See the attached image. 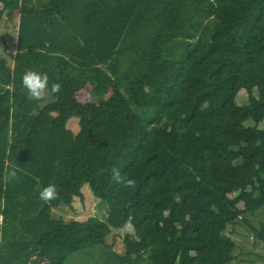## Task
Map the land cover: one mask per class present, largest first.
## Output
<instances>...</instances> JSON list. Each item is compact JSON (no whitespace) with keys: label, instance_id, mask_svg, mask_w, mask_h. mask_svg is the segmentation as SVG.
I'll use <instances>...</instances> for the list:
<instances>
[{"label":"trees","instance_id":"16d2710c","mask_svg":"<svg viewBox=\"0 0 264 264\" xmlns=\"http://www.w3.org/2000/svg\"><path fill=\"white\" fill-rule=\"evenodd\" d=\"M0 2L20 14L15 53L0 54V264L96 245L107 264H231L239 222L264 243V220H249L264 209V0ZM30 69L49 77L45 104L22 86ZM84 184L105 219L54 218ZM128 222L119 254L106 238Z\"/></svg>","mask_w":264,"mask_h":264},{"label":"rangeland","instance_id":"374dc122","mask_svg":"<svg viewBox=\"0 0 264 264\" xmlns=\"http://www.w3.org/2000/svg\"><path fill=\"white\" fill-rule=\"evenodd\" d=\"M11 7L10 14L8 16L4 15L0 21V54L9 60L12 59L17 45L16 26L18 23V10L14 6ZM47 94L42 99L41 104H45L50 100L49 92ZM78 97L84 100L99 98L91 95L88 91L79 93ZM239 97L242 103L248 102V92L246 90H241ZM68 128L74 133L78 132L77 117H72L68 121ZM81 191L82 197H76L72 206L60 204L52 209L51 215L66 222L83 220L89 216L105 219L108 214L107 203L97 198L88 184H84ZM249 220L252 224H258L260 220H264V209L258 210L249 216ZM133 232L134 227L130 222L121 228H113L112 233L106 238V243L111 245L113 250L122 254L124 252L123 238L127 233ZM226 233L236 242L235 259L231 264H264V243L255 237L249 226L243 222L229 225ZM110 256L111 251L104 246L96 245L76 251L69 256L64 264H107Z\"/></svg>","mask_w":264,"mask_h":264},{"label":"clouds","instance_id":"9594fccd","mask_svg":"<svg viewBox=\"0 0 264 264\" xmlns=\"http://www.w3.org/2000/svg\"><path fill=\"white\" fill-rule=\"evenodd\" d=\"M49 77L46 73H40L35 70H27L22 76V86L27 90L29 96L34 100H42L45 95L49 92ZM61 90V85L59 83H53L51 85V93H58ZM9 181L17 180L18 169L12 168L7 173ZM111 179L114 183L123 185L127 188H133L135 186V181L133 179H128L121 175L118 168H113L111 170ZM58 198V191L55 184L49 183L44 186L39 191V199L45 203L51 202ZM2 219V218H0Z\"/></svg>","mask_w":264,"mask_h":264},{"label":"crops","instance_id":"0c3cea01","mask_svg":"<svg viewBox=\"0 0 264 264\" xmlns=\"http://www.w3.org/2000/svg\"><path fill=\"white\" fill-rule=\"evenodd\" d=\"M11 6L16 7L15 5H12V4L7 3V2L6 3L0 2V17L1 18L4 17V15L8 16L10 14V11L12 10V9H10V8H12ZM17 10H18V8H17ZM19 20H20V14H19V10H18V23H17V26L19 24ZM47 96H48V94H47Z\"/></svg>","mask_w":264,"mask_h":264}]
</instances>
